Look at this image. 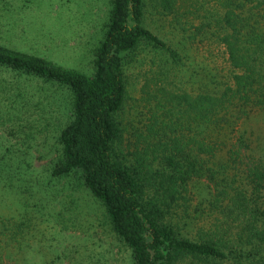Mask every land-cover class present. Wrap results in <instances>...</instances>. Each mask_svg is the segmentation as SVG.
<instances>
[{"label":"trees","instance_id":"trees-1","mask_svg":"<svg viewBox=\"0 0 264 264\" xmlns=\"http://www.w3.org/2000/svg\"><path fill=\"white\" fill-rule=\"evenodd\" d=\"M6 3L0 0V9ZM147 6L110 0L91 73L0 44V124L22 131L20 140L49 126L31 109L44 110L53 91L60 118L50 119L61 124L47 180H77L129 249L131 264H264V149L260 160L245 162V140L226 143L232 110L264 106V0H156L151 14L183 32L192 28V42L221 58L228 81L214 92L206 85L194 91L178 87L170 71L153 75L152 89L141 90L150 124L139 138L154 148L131 163L121 154L118 121L128 94L126 64L148 48L164 57L166 70L182 65L177 49L145 26ZM0 148V187L22 206L0 214V264H40L30 259L31 240L34 211L46 215L40 207L47 191L38 187L44 198L33 205L32 158ZM202 179L206 194L197 197L189 185Z\"/></svg>","mask_w":264,"mask_h":264},{"label":"rangeland","instance_id":"rangeland-1","mask_svg":"<svg viewBox=\"0 0 264 264\" xmlns=\"http://www.w3.org/2000/svg\"><path fill=\"white\" fill-rule=\"evenodd\" d=\"M155 3L156 0H147L145 26L177 49L182 56V65L166 70L170 65L165 63L164 57L148 48L137 50L126 64L128 94L118 121L122 129L121 154L131 163H135L137 153L144 157L145 151L152 154L154 148L147 146V140L139 138L141 133L146 132L144 126L150 124L146 117L148 100L141 90L143 85L152 89L153 75L170 71L178 87L194 91L206 85L214 92L222 89V84L228 81L221 58L192 42L193 29L188 25H185L188 31L183 32L172 22L152 15ZM109 8L110 0H7L6 6L0 9V44L91 73L93 54ZM50 93V103L44 110L31 109L35 117H46L49 126L34 128L29 137L20 140L22 131L0 124V145H7L11 152L27 154L32 158L30 171L38 184H31L34 186L31 203L35 205L39 199L43 201L38 187L47 191V200L40 207V212L45 211L46 215L41 216L34 211L38 216V225L33 233L30 252L36 256L30 259L40 260V264H131L129 249L113 235L104 221L103 212L77 180H47L45 174L50 161L56 156L57 129L61 124L60 119H50L52 116L60 118V108L51 104L53 91ZM60 93L55 91V96H63ZM51 105L54 111H51ZM232 114L234 118L229 119L228 129L233 134L226 143L242 137L246 147L241 149L240 156L245 162L260 160L264 149V106L248 103L238 113L236 109L232 110ZM0 151L6 153L1 148ZM223 157L220 155L219 158ZM205 185L208 183L202 179L195 184L190 183L189 189L198 197L206 194ZM197 197L194 200L200 203ZM20 208L22 206L17 205L14 196L0 187V214L15 215ZM193 216L196 218V213Z\"/></svg>","mask_w":264,"mask_h":264}]
</instances>
